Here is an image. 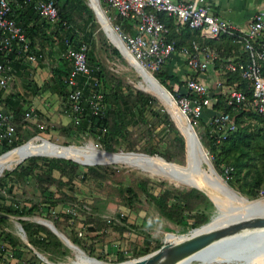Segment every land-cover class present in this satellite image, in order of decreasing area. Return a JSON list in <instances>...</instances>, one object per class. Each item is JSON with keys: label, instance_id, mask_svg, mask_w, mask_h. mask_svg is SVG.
Here are the masks:
<instances>
[{"label": "rangeland", "instance_id": "374dc122", "mask_svg": "<svg viewBox=\"0 0 264 264\" xmlns=\"http://www.w3.org/2000/svg\"><path fill=\"white\" fill-rule=\"evenodd\" d=\"M63 1L60 0L58 4L61 5ZM83 1L88 8L91 7L96 12L92 0ZM99 5L106 13L113 27L119 26L122 30L115 12L105 5H102L100 1ZM91 8L90 10L94 18L93 41L89 45H86V47L87 50L94 53L98 64L104 70L106 83L112 86L114 91L128 95L131 99H133V94L136 91L154 94V91L147 88L145 81L138 76L130 62L116 48L109 35H105L99 16L97 14L95 15ZM76 23H78L77 19ZM116 31L121 35L120 31ZM79 34L81 36L83 32L79 31ZM151 74L154 76V73ZM186 75L178 74L176 77L180 81H184ZM156 80L160 83L158 79ZM171 84L169 83L168 86L166 84L165 86L161 85L169 91ZM134 111V119L138 122L130 123L125 129H117L110 141L105 142L107 146L111 147V150L109 149L110 151L105 150L104 140H102L103 136L101 134L93 137L82 133L75 137L72 134L68 135L67 132L52 134L48 133L45 129L41 130L38 128L33 129L32 132L30 129L27 130L28 134H24V139L21 144L29 141V143L38 145L48 142L49 138L53 144L62 145H54L61 149L92 151L102 155H107L105 151L120 153L119 155H107L112 157L138 155L123 154L125 152H134L150 156H159L167 162H171V164L184 165L185 161L181 155V145L177 139L182 134L166 111L163 102L161 101L160 103L156 99L150 108H144L143 110L135 108ZM164 114L169 116L175 128H172L170 125L167 126ZM202 120L204 121L203 123L200 120L193 121V126L200 140L202 138L203 146L213 165L209 155V128L206 120L204 118ZM243 125H251L255 132L260 127L253 120H246ZM182 138L184 140L183 136ZM255 143H251V154L255 159L249 161L251 165L250 169H253V167L261 168L262 161L264 160L263 148L257 142ZM41 158L47 160L64 159L47 158L45 156ZM166 158H169V160ZM39 162L37 161L31 165L33 170L32 175L34 176L30 175L27 178L16 180H14L15 178L13 176L5 175L4 173L0 176V178H4V184L0 186V195L2 196L0 199V217L3 218V221H0V264H18L12 257V247L7 242V236H11L22 247L24 245L29 247L31 252L27 253L28 258L26 264H82L78 261L76 253L67 247L47 226L39 223L38 220L53 223L68 238L72 245L74 247L76 246L75 248L84 253L86 258H88L87 256L95 258L102 262L99 264H116L123 261H131L134 258L156 250L166 240L168 241V235L176 234L177 237L174 240L176 242L188 235L187 233H190L193 229L203 224L205 225L207 222L209 223L212 218L214 220L222 215L219 208L215 206V201L209 196L206 190L203 192L194 188L197 190L196 194L192 190L193 187L176 186L164 176L148 173L136 167L125 164L89 166L75 162L82 171L86 172L85 176H77L74 180H66L64 178L60 183L59 173L54 172L57 181L53 184H47L42 182L46 178L47 171L39 167ZM24 165H27V163ZM176 167L180 168L178 165ZM28 171L30 170L28 169ZM216 172L228 184L217 170ZM234 190L238 192L236 189ZM162 193H165L167 198L166 203L169 206L174 205L176 202L180 204L177 208L179 218L177 217L176 220H179L183 216L182 221H172L167 215L161 214L158 211L155 205L156 203L153 201V196H159ZM238 193L240 194V192ZM174 195H179L182 198L178 199V201L173 200ZM242 197L251 202L258 200L256 197H248L245 195H242ZM128 199H132V209L127 214L126 220H122L120 218L122 217L121 214L128 213ZM8 206L17 208L21 206H34L35 208L31 214L18 216L17 214H10L4 211V207L6 208ZM204 219H206V222L199 226L193 227L191 225L194 223L192 220ZM20 221L31 225L44 226L51 233L50 237L47 236L48 238H45L46 244L34 247L29 242V237ZM89 221L94 222L99 227V230L97 231L96 238L87 236V239H83L79 236V232H81L83 225L89 223ZM112 230L114 232L109 237L106 236ZM147 238L151 241L148 248L149 251L144 253L145 239ZM34 239L39 241L41 238L37 236ZM258 243L264 246V238L261 237L258 239ZM44 245L48 246L45 247ZM258 247L261 246L258 245ZM253 248L250 250H255L257 246L255 249ZM245 260L233 258L228 262L224 260L214 264H257V262H251L248 258H245Z\"/></svg>", "mask_w": 264, "mask_h": 264}, {"label": "trees", "instance_id": "16d2710c", "mask_svg": "<svg viewBox=\"0 0 264 264\" xmlns=\"http://www.w3.org/2000/svg\"><path fill=\"white\" fill-rule=\"evenodd\" d=\"M54 1L58 9V18L55 21H49L47 19L41 18L33 8L32 3L21 2L19 6H14L10 16L15 18L17 24L21 27L22 31L28 38L30 42L29 50L30 52L35 54L37 62H40L43 57H46L47 54H51L54 55V57L58 58V60H61L65 66L64 69H52L51 76L49 77L48 81L43 83L40 87L34 85L32 81H27L26 86L29 88L32 94H35L38 90H50L51 92L56 93L60 98L62 107L67 108V87L65 84V78L67 76L68 70L70 69V65L64 57L65 50L68 45L74 48H78L82 44L89 45L90 43H92L94 18L92 15V11L87 7L83 0H64L61 5L58 4L60 0ZM157 16L159 20L163 22L164 25L169 29L168 33L164 34L166 40L172 39L175 42V47L177 49L180 48V44L171 34L173 18L168 17L163 12L157 13ZM117 18L124 32L130 34L135 33V22L133 20L123 19L118 16ZM76 19L78 20V23H76ZM79 31L83 32L81 36L79 34ZM219 38L226 39L230 45L232 44L229 37L222 35ZM220 58L227 59V57ZM0 59L9 68V76H22L23 73L19 72L18 69H20L21 67H23V69L27 68V65H25V63L23 62L27 59L26 53L20 50L14 49L12 52L8 53L0 51ZM87 62L88 65L92 68L93 73L99 79L102 88L103 101L106 105L105 113L102 118L93 117L89 121L87 119L83 120L79 125H74L73 122H71L67 126L59 127L58 133L67 132L68 135L72 134V136L75 137L82 133L93 137L101 134L103 136L102 140H104L103 143L105 150L110 151L111 147L107 146L105 142L110 141L117 129H125L127 128V125H130V123L138 122L136 119H134V109L140 108L141 110H143L144 108H150L152 106V103L155 102L156 99L160 103L161 100L157 95L148 92H145L147 93L145 94L143 93L144 91H136L135 94H133V99L128 97V95L114 91L112 86L106 83L104 70L102 69L101 65L98 64L94 53L90 50H87ZM214 65L215 68H217L218 66L220 68V70H218L219 80L228 85H232L234 82H238L239 88L245 93L247 99L250 97L251 90L248 88V83L246 81L242 80L237 73L224 71V69L222 68L223 63L220 60L215 61ZM14 70H16V72ZM27 74L28 73H26V75ZM154 76L164 86L165 84L168 86L169 83H172L169 87V91L173 95V97L177 99L178 90L184 85V81H180V79H178L175 75L170 74V69L167 64H164L159 71L154 72ZM129 96H131V94H129ZM26 104L27 101L23 94L16 92L5 97V87L0 88V105H2L6 112L10 115L11 122L15 126L16 131L13 143L7 144L3 142L0 145V153H5L9 150L11 151L12 148L15 149L26 144L28 141L23 144L21 143L23 142L24 134L27 135V130L29 129L31 130V132L36 128L41 130L45 129L48 133H52L49 129L50 126L40 128L23 118L21 111ZM165 108L168 110L166 106ZM214 108L219 111L230 112L232 114L234 113V111H232L231 107L226 104L222 97L217 98V102L214 104ZM164 116L166 117L165 123L167 124V126L170 125L172 128H175L169 116L167 114H164ZM202 118H204V116ZM202 118L192 119L190 117L192 125L193 121L195 120H200V122L203 123L204 121L202 120ZM246 120H253L254 123H258L260 127L255 132L251 125H243L244 121ZM235 122L236 129L233 132H230L227 135L226 139L222 140L219 143L216 142L217 134L211 131L210 127L207 125L209 128V155L212 159L215 169L222 176L224 174V169H229L227 178H225V180L233 189H236L242 195L257 198L259 190L264 186V160L262 161L261 168L253 167V169H250L251 165L249 161L255 159V157L251 154L252 142H254V144H256L255 142H257L258 145H260V147L264 150V118L257 112H255L253 108L247 105L235 114ZM177 139L180 142L181 155L183 156L185 161V142L182 136H178ZM48 140L51 141L49 138ZM201 142L203 144L202 138ZM155 157H158L157 159H160L162 161L164 160L159 156ZM29 158L17 165L13 170L4 172V174L13 176L15 178L14 180L27 178L30 175L34 176L32 175L33 170L31 168V165L37 161H40L39 167L47 171L46 178L44 179V181H42L43 183L53 184L54 182H56L57 179L54 176V172L59 173L58 175L60 183L64 178H66V180H74V178H76L77 176L83 177L86 175V172L82 171L79 166L71 160H47L44 158L42 159L41 157ZM166 159L169 160V158ZM25 163H27V165H24ZM176 165L180 166L179 164ZM28 169L30 171H28ZM3 184L4 178L2 177L0 178V186ZM192 190L197 194V190H195L194 188ZM1 198L2 196L0 195V199ZM180 198L182 197L179 195H174L173 200L178 201V199ZM166 199L167 198L165 196V193H162L161 195L159 194V196H153V201H155V205L158 211L161 214L167 215L170 219H172V221H182L183 216H181L179 220H176L177 217L179 218L177 208L178 206H180V204L176 202L174 205L169 206L166 203ZM127 204L128 213L121 214L122 217L120 218L122 220H126L127 214H129L130 210L132 209V199H128ZM34 208V206H21L19 208L8 206L6 208L4 207V211L10 214L12 213L17 214L18 216H22L25 214H31ZM0 221H3L2 217H0ZM20 222L22 223V227L29 237V242L34 247H39L40 245L46 244L45 238L47 236L50 237L51 233L44 226L31 225L22 221ZM192 222L194 223L190 224L195 227L206 222V219L197 221L192 220ZM98 228L99 227H97L94 222L89 221V223H85L83 225L81 232H79L81 233V235L79 236H81L83 239H87V236L96 238L97 231L99 230ZM37 236L41 238L39 240L40 242L34 239V237ZM150 241L151 240L148 238L145 239L146 243L144 253H147L149 251L148 248L150 245ZM7 242L12 247V257L16 260V262L18 264H26V260L28 258L27 253L31 252L29 247L26 245H24L23 247L18 245L17 241H15L11 236H7ZM56 245L58 246L57 242ZM47 246L48 245H46L45 247Z\"/></svg>", "mask_w": 264, "mask_h": 264}, {"label": "built area", "instance_id": "2783aa9c", "mask_svg": "<svg viewBox=\"0 0 264 264\" xmlns=\"http://www.w3.org/2000/svg\"><path fill=\"white\" fill-rule=\"evenodd\" d=\"M102 5L113 10L116 16L133 20L134 34L120 31L119 35L124 41L127 51L145 70L154 73L161 69L171 53L175 52V42L165 41L164 34L167 27L161 22L157 13L163 12L176 22L192 30H204L210 36H226L241 47L247 56L242 60L222 59L216 52L201 48L196 42L189 46H182L179 52L185 56V62L193 73H204L209 66H214L220 60L226 72L237 73L248 83L251 95L247 99L245 93L239 88L238 82L232 85L215 81V89L211 91L207 84L196 76H188L184 85L178 90L176 103L182 112L189 118H202L211 108L207 125L217 134L216 142L226 139L230 132L236 129L235 114L245 106H250L264 118V11L256 12L247 28L241 29L234 23L215 15L207 0H99ZM32 3L41 18L55 21L58 18V9L54 0H0V51L8 53L14 49L26 53L30 61L36 60L30 52V42L11 17L14 6L20 3ZM65 59L69 63L65 78L67 87V111L75 125L83 120L93 117L102 118L106 105L98 77L93 73L87 62V47L82 44L78 48L70 45L65 50ZM9 68L0 59V88L7 85ZM219 73V72H218ZM222 97L234 113L216 110L214 104L217 98ZM24 119L36 117L33 110L22 113ZM15 126L10 115L0 107V145L5 142L13 143L15 139ZM228 168L224 169L223 178H227ZM258 199H264V186L258 192ZM81 235V233H79Z\"/></svg>", "mask_w": 264, "mask_h": 264}, {"label": "bare ground", "instance_id": "6f19581e", "mask_svg": "<svg viewBox=\"0 0 264 264\" xmlns=\"http://www.w3.org/2000/svg\"><path fill=\"white\" fill-rule=\"evenodd\" d=\"M93 7L96 12L93 10L95 15L97 14L101 21L102 30L107 36L111 38L113 44L118 48L120 53L130 62L133 69L136 71L138 76L143 79L147 85L148 89L154 91V94L157 95L163 104L168 108L173 116H176L175 106L172 103L170 95L166 93L165 88L155 79V77L144 68H141L140 64L131 56V54L127 51L123 40L117 33L116 29L113 27L111 21L108 19L106 13L101 8L97 0H92ZM55 144H51L50 142H45L42 144H33L29 143V141L17 147L8 153H5L0 157V176L12 168H14L19 163H22L29 157L37 156V157H53V158H64V159H72L78 164H85L89 166H103L109 164H125L128 166L136 167L141 169L142 171L148 173H154L160 176H164L171 182H173L176 186H187L191 187L192 185H197L198 177H203L207 180V178L212 179L214 186H206V191L209 196L215 201L216 206L221 211L222 215L218 216L213 220V218L209 221V223L205 224L203 227L196 228L192 230L190 233L193 234L197 232L204 231L208 228H212L216 225H222L227 221L232 222H241V221H256L259 219H264V199L254 200V202L247 201L246 198H243L240 194L232 193L228 187V185L219 179L218 182L214 181L211 177L212 175L207 174L202 169L198 174H191L186 169L180 167L177 168L176 165L168 163L166 161H162L157 159L155 156H150L146 154H138L131 153L134 156H125V157H112L107 155H102L100 153H95L92 151H80L77 149H65L54 146ZM69 147V146H68ZM109 155H119L120 153H108ZM126 155H130L127 153H123ZM30 159V158H29ZM174 165V166H173ZM212 184L211 182H209ZM256 201V202H255ZM213 220V221H212ZM38 222L52 228L54 234H56L67 247L73 250L82 264H99L101 261H96L91 258H86L84 254L75 248L72 243L68 240V238L61 233L53 223L45 220H38ZM243 235L247 236L249 234L263 237L264 238V225L257 226L254 228L243 229ZM176 234L168 235V241H174L176 239ZM260 245L261 247H258ZM257 248L255 250L244 251L237 256H221L214 255L212 256L211 252L190 254L184 258H180L171 264H214L220 263L224 260L228 262L230 259L236 258L237 260H245V258L250 260L251 262H257V264H264V247L257 243ZM246 261V260H245ZM120 264H132L131 261L122 262ZM156 264H166L164 261H160Z\"/></svg>", "mask_w": 264, "mask_h": 264}, {"label": "crops", "instance_id": "0c3cea01", "mask_svg": "<svg viewBox=\"0 0 264 264\" xmlns=\"http://www.w3.org/2000/svg\"><path fill=\"white\" fill-rule=\"evenodd\" d=\"M207 3L215 15L234 23L244 30L247 28L252 16L256 12L264 11V0H207ZM171 30L172 36L180 44L179 47L185 45L189 46L192 42H196L201 48L216 52L218 57L242 60L244 59L242 57L247 56L242 52L241 47L238 44L233 43L231 40L230 42L232 44L230 45L226 39H220V36H210L204 30H192L187 26L176 22L174 19L172 20ZM170 40L172 39L166 40L165 38V41ZM179 49L180 48L171 53L166 61V64L170 69V74L175 76H178V74H187L186 78L191 75L196 76L204 81L209 89L213 91L215 89V81L219 80V66L215 68V65H210L209 69L204 73L195 74L187 67L185 56L179 52ZM23 62L27 65V68L23 69V67H21L18 69L19 72L23 73L22 76L17 75L9 77L7 85L5 86V97L16 92L23 94L26 98L27 104L24 105L21 113L27 110H33L36 117L34 119H28L29 122L40 128L50 126V131L53 134L57 133L59 127L67 126L73 122L69 112L66 108L62 107L60 98L56 93H53L50 90H38L35 94H32L26 86V82L32 81L34 85L40 87L43 83L48 81L51 76V70L56 68L64 69V63L51 54H47L40 62H37L36 60L30 61L28 59ZM14 71L16 72V70ZM26 73L28 74L26 75ZM0 107L3 106L0 105ZM212 113L213 110L211 108L205 112L204 119L206 122L209 120ZM112 232L114 231H110L106 236L109 237Z\"/></svg>", "mask_w": 264, "mask_h": 264}, {"label": "water", "instance_id": "95a60500", "mask_svg": "<svg viewBox=\"0 0 264 264\" xmlns=\"http://www.w3.org/2000/svg\"><path fill=\"white\" fill-rule=\"evenodd\" d=\"M97 2L99 3L98 0ZM164 90L166 91V93H168V95H170L172 103H174V106L176 108L175 109L176 116H173L166 108L165 109L170 115V117L172 118L176 127L179 129L182 136L184 137L185 164L180 165V167L186 169L189 173L195 174V175L200 173V171L203 169L204 172H206L209 175L210 174L212 175L211 177L213 178L214 181L218 182L219 179H221V177L219 176V174L216 172L215 168L213 167L210 161V158L208 156V153L205 150L197 132L195 131L194 126L192 125L189 118L182 112V110L176 103V100L174 99L173 95H171L167 89H164ZM50 143L53 144L52 142ZM55 145L62 146L59 144H55ZM63 147H68V146H63ZM9 151L5 153H8ZM126 153L131 154L134 152H126ZM138 154H141V153H138ZM69 160H72V159H69ZM72 161L75 162L74 160ZM197 177H198L197 185H192L191 187L199 189L204 192V190H206L207 188L206 186H211V187L214 186L212 179L207 178L206 180L203 177H199V176ZM209 182H211L212 184H210ZM228 187L232 193H236V194L238 193L229 185ZM261 225H264V219H259L253 222L252 221H241V222L227 221L223 223L222 225H216V226H213L212 228H208L204 231L197 232L195 234L187 233L188 235H186L184 238L176 242L166 240L156 250L150 253H147L145 255H142L138 258L132 259V264H156L160 262L161 260L164 261L166 264H171L180 258H184L190 254L201 253V252H204L205 250H208L207 251L208 253L211 252L212 256L214 255L237 256L238 254L244 251H249L253 247H254L253 249H255L258 243V239L261 238V237H258L252 234L245 236L242 234L243 229L244 228L249 229L250 227L254 228L257 226H261ZM203 226L205 225H202L201 227ZM49 229L52 232L54 231L52 228H49ZM254 242L256 243L253 245ZM91 259L99 261L95 258H91ZM116 264H120V263H116Z\"/></svg>", "mask_w": 264, "mask_h": 264}]
</instances>
